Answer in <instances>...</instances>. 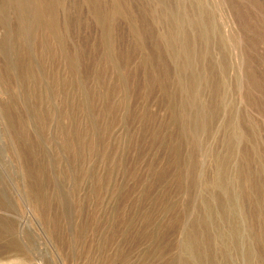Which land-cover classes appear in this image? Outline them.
<instances>
[{
  "label": "rangeland",
  "instance_id": "rangeland-1",
  "mask_svg": "<svg viewBox=\"0 0 264 264\" xmlns=\"http://www.w3.org/2000/svg\"><path fill=\"white\" fill-rule=\"evenodd\" d=\"M0 264H264V0H0Z\"/></svg>",
  "mask_w": 264,
  "mask_h": 264
}]
</instances>
